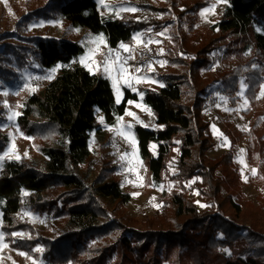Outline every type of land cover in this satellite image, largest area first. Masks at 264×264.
Returning <instances> with one entry per match:
<instances>
[{"label":"trees","instance_id":"1","mask_svg":"<svg viewBox=\"0 0 264 264\" xmlns=\"http://www.w3.org/2000/svg\"><path fill=\"white\" fill-rule=\"evenodd\" d=\"M165 2L169 7H151L163 12L161 17L137 19L131 14L118 18L104 13L96 0H46L26 17L61 16L72 27L103 34L111 48L119 42L131 43L137 31L167 29L171 40L163 45L162 57L171 71L157 74L163 87L139 89L157 126L135 124L133 131L148 181L162 182L173 162L176 171L170 179L177 182L179 190L165 193L162 210L143 220L125 213L130 195L110 178L115 169L110 160L99 157L92 178L82 170L91 155L90 133L100 129L97 112L106 125H114L128 101L136 100L137 95L125 89L121 103L116 104L110 80L90 74L78 63L84 47L76 40L31 35L24 38L26 43L14 44L6 40L8 35L0 36L2 80H11L18 70L34 65L43 69L63 65L46 86L27 98L17 118L19 128L39 143L38 150L46 160L40 166L27 159L0 162V229L11 248L36 255L32 249L41 244L43 258L50 264H264V234L235 218L241 208L233 200L240 185L233 154L206 156L214 141L208 132L210 122L203 117L204 83L209 79L202 74L211 63L216 43L224 40L228 51L237 52L243 62L218 73L226 94L234 95L239 77L244 76L246 96L251 108L257 109L254 116L264 112V97L256 98L264 72V0H228L218 21L198 32L197 13L208 1ZM257 25L262 26L260 31ZM246 50L248 54L242 55ZM231 135L232 143L252 137L247 152L250 163L252 156L262 155L264 141L255 130H237ZM8 141L0 132V154ZM153 143L155 150L151 149ZM174 149L178 156L173 161ZM218 169L221 175L216 174ZM195 177L199 180L193 188L213 209L200 212L194 203L184 183ZM23 206L63 219L65 228L54 238L44 236L18 219ZM26 229L31 239L11 236Z\"/></svg>","mask_w":264,"mask_h":264},{"label":"rangeland","instance_id":"2","mask_svg":"<svg viewBox=\"0 0 264 264\" xmlns=\"http://www.w3.org/2000/svg\"><path fill=\"white\" fill-rule=\"evenodd\" d=\"M165 1L166 0H104V2L107 4L115 5L123 3L124 6L136 7L138 9L136 12H122L120 16H116L115 10L110 11L109 9L104 8L98 2V0H96L99 7L103 9L104 13L113 15L118 18L121 17L123 14H131L137 19H145V17L147 16L161 17L163 15V12H155L151 10V7H169V5ZM206 1H208V5L205 7H211L212 4H216V7L214 9V12L206 14V19L204 17H201L200 15V12L205 7L201 8L198 11V22L195 25L197 32L202 31L203 27H208L218 21L225 8L229 5L228 2L223 3L221 2V0ZM45 2L46 0H7V4H5L4 0H0V36L8 35L6 40L14 44L26 43L24 41V38L31 35L57 38L66 37L68 39L76 40L81 43L84 47V53L81 56H87L88 49L90 47H94V45L91 44L89 37L97 36L100 34H92L91 32L85 29L72 27L61 16L53 17L49 15L45 18L41 15H31V19L27 20L26 17L29 16V12H32L34 9L43 6ZM39 14L42 13L39 12ZM261 27V25H257L256 28L260 31ZM76 29H79V31H76ZM148 29L151 28H147L143 31L137 32L146 33L147 36L159 39L162 41V44L150 45V48H152L153 51L150 53H145L144 60L146 61L148 59H151L153 61H165L162 57V54L158 53L161 47L164 49L163 45L165 44V42L168 41L169 35L168 33L166 36H157L156 34L163 32L166 28L160 31L152 30L151 32H147ZM117 48L118 47L112 49ZM248 52L249 51L246 50L242 52V55H246V53ZM81 56H79L77 59L78 63ZM95 58L97 60H100L102 59V56L97 55ZM210 58L211 63L209 67L202 69L203 76L209 79L207 83H204V96L206 97V105L203 110V117L206 121L210 122L208 132L210 133L214 141L213 146L206 151V156L210 158H215L217 156H220L224 152H231L233 154V167L240 180L238 195H234L233 200L235 201V203H239L241 208V212L236 215L235 218L238 222H241L243 225L254 226L264 234V147L262 155L258 158L252 156L253 163H250L248 161L249 158L247 152L251 147L252 137L244 136L236 143H232L231 141L232 133L233 135L236 134L237 130L250 132L251 129L255 130L257 132V135L260 136V138L264 141V112L259 117H255L254 112L257 109L251 108L250 102L246 109H241L238 112L225 111V107L229 109H237L239 107V103H242V98L237 96V92L239 91L240 81L244 80V76L239 77L238 90L234 93V95L230 96L226 94L224 90L226 88L225 83L223 82V78L218 73L223 71L224 69L232 68L238 62H240L241 64H243V62L238 58L237 52L235 53L234 51H228V44L224 40L216 43L214 50L210 54ZM141 62L143 61H140L138 59L137 61H133L131 63ZM62 67L57 70L54 77L59 73V70ZM153 67L155 69V72L149 73L148 75L151 76L152 79L159 81V83L142 82L140 84H136L134 85L137 88L136 92H133L126 85L121 87V100L125 89H128L130 90V92H133L137 95V99L133 100L132 104L127 103L125 112L123 115H121L123 117L122 123L130 122L133 126L135 124H141L135 121L133 117L127 116L125 114L126 111H131L136 113V115L139 116L140 120L143 121L141 125H147V127L157 126L155 124L154 115L144 105L139 95V89L142 87L157 88L158 86L163 84V82L159 80L157 74L168 73L171 71V67L167 63L163 65H161L160 63H154ZM52 68L43 69L41 67H37V65H34V68L32 69L18 70L17 77L11 80L0 79V132L2 134H6L9 138V141L4 151L0 155H3L4 152L9 151V149H12L14 145L15 148L10 154L13 156L19 155L20 157V159L18 160L14 158L9 159L5 157L3 161L7 160L11 162H16L20 161L21 159H27L33 164L40 166L46 160L44 155L38 150L37 146L39 145V143L38 145L36 144V142L34 143L32 136L25 134L19 128L17 124V118L21 115L27 98L32 94L27 89H23V85L26 82H29V77L44 76L48 74ZM100 75L106 77L103 74ZM50 81L51 80H33L31 81V84L33 87H36L37 90H40L44 86H46ZM110 82L112 85L111 80ZM262 84H264V72L259 86H261ZM113 91L116 100V91L114 88ZM5 92H7L8 95H4ZM260 92L261 87H259L257 96H259ZM217 93H219V95H217ZM220 96L228 98L226 104L220 100ZM5 101H7V107L5 106ZM137 104H140L141 107L138 108L136 106ZM217 104H220L221 107H217ZM248 109H251V111L246 112ZM11 112H18L20 113V115L10 121L7 119V117L11 114ZM100 117H102V115L97 112V125L99 126V128L101 124H104L100 122ZM253 122L255 123L254 126ZM213 124L216 126L215 132L212 128ZM99 131L101 132V128L91 132L89 141L91 155L86 160L85 164L82 166L83 172L87 174L90 178H92L95 174V168L97 166L99 157H105L106 159L111 161L115 168L114 171L110 173V178L118 181L121 189L130 195L129 202L126 203L124 206L125 213H127V215L129 216L137 218L138 220H143L144 218H151L157 213H159L164 206L163 197L165 193H170L173 189L179 190L177 182L175 180L170 179V175H172L176 171L173 162L171 163V167H169L168 169L169 175H166L165 179L156 185L148 181L146 177V167L143 164V161L140 160L141 158L138 157V159L140 160V165H142V167L138 166L137 171L144 178L143 181H140L137 179L136 173H129L125 171V161H121L119 158L113 160L112 156H110V154L108 153L107 146L110 145V149L114 146L112 144H109L111 143V136L109 135L110 133L104 131L102 132L103 135L100 136L101 133ZM221 133L223 135H221ZM223 136H226L228 138V143L226 145L223 143ZM25 137H31L32 139H27ZM116 144L120 145L121 148H124L125 151L131 152V148L122 139L117 140ZM153 144H151L152 150ZM240 149L245 150L243 154L240 153ZM25 152H27V156L24 155ZM177 156L178 150L174 149L172 153L173 161ZM240 160H243L244 163H241ZM245 161L247 162L245 163ZM244 166H246V170L244 169ZM241 169H244L243 175L248 177L247 182H245L241 175ZM252 169L257 170V174L255 176L252 175ZM216 174L221 175L220 169L216 171ZM197 178L198 177H195L192 180L185 182L184 184L189 189L190 195H192L194 203L196 204L200 212L211 210L213 209L212 204L210 202H206L198 191V189L193 188L192 186L193 180H199ZM197 192H199L198 195L196 194ZM132 193H139V195L134 196L132 195ZM226 194V190L223 188L222 195L225 196ZM197 201H199V204L197 203ZM201 204L209 206L201 207ZM25 212H29L32 215H23ZM232 215L235 216L234 212H231V216ZM22 216L23 218H21ZM17 217L20 221L30 224L35 231L42 232L44 236H48L50 238H54L59 231H62L65 228L66 223L63 219L59 220L57 218H52L46 213L33 212L26 206H23L21 208V210L17 214ZM34 218H37L36 222H33ZM40 221H43V223H41ZM1 224L2 214L0 211V227ZM137 226L139 227L140 223L137 224ZM14 232H23L27 233L28 235H31L29 229L17 230ZM36 234L37 233H35V235ZM4 242L9 244L7 240H5ZM37 245L42 246L44 248V246L41 244ZM37 245H35L33 249ZM19 252L25 251H17L11 248L10 245L8 248L0 250V264H5L9 262H15V264H32L31 260L19 255ZM31 256L38 261V264H50L43 258V253H36V255Z\"/></svg>","mask_w":264,"mask_h":264},{"label":"snow or ice","instance_id":"3","mask_svg":"<svg viewBox=\"0 0 264 264\" xmlns=\"http://www.w3.org/2000/svg\"><path fill=\"white\" fill-rule=\"evenodd\" d=\"M5 4H7V0H4ZM98 2L104 7L109 9L110 11L115 10V15L120 16L122 12H136L138 9L136 7H130V6H124L123 3L121 4H107L104 2V0H98ZM223 3H227L228 0H221ZM216 7V4H212L211 7H205L200 12L201 17H204L205 19L206 14L210 12H214V9ZM76 31H79V29H76ZM152 29H148L147 32H151ZM259 31V29H258ZM157 36H166L167 35V29H165L161 33H157ZM169 40H171L170 37H168ZM89 40L94 47H90L88 49V55L87 56H81L79 63H81L84 68L90 73V74H103L106 76V78L110 79L112 81V87L116 91V104L121 103V87L126 85L129 87L133 92L137 91V88L134 86L136 84H140L142 82H151V83H159V81L152 79L151 76H149V73H154L155 69L153 67L154 63H160L161 65L166 64L167 61H153L151 59L144 60L145 53L152 52V48H150V45L152 44H162V41L159 39H155L154 37L147 36L146 33L137 32L134 33L131 37V43H125V42H119L117 49H112L110 46L107 45V42L105 40V37L100 34L97 36H90ZM164 49L161 47L158 54H163ZM248 54V53H246ZM97 55L102 56V59L97 60L95 57ZM143 61L141 63H131L133 61L137 60ZM63 65L57 64L55 67L51 69V71L44 75V76H35V77H29V82H26L23 85V89H27L30 93H34L37 88L33 87L31 84V81H41V80H52L54 78L55 73L57 70L62 67ZM39 67V65H37ZM163 87L164 85H160ZM261 92L259 93V96L256 98L259 99L260 97H264V84L261 86ZM248 88V84L245 83L244 80L240 81L239 84V91L237 92V96L242 98V103H239V107L237 109H229L225 107V111H240L241 109H246V107L249 105V100L246 97L245 93ZM22 89V90H23ZM19 94V93H17ZM4 95H8L7 92L4 93ZM141 99L143 98V92L139 93ZM219 95V93H217ZM221 101H223L225 104L227 103V97L220 96L219 97ZM5 106L7 107V101L4 102ZM129 104H132L133 101L129 100ZM22 106V105H21ZM138 108L141 107L140 104L136 105ZM217 107H221L220 104L216 105ZM127 116L133 117V119L139 123H143V121L140 120L139 116L136 115V113L131 111H126L125 113ZM20 113L18 112H11L10 115H8V120H13L15 117L19 116ZM122 116L116 117V125H114L112 128H109V131H114L116 136L120 137L130 148L131 152L125 151L121 154L120 160L125 161L126 167L125 171L129 173H136L137 179L140 181H143V176L140 175V173L137 171V167L140 165V160L137 156V140L135 137V134L132 131L133 125L130 122H124ZM100 122L104 123V118L100 117ZM147 127V125H145ZM213 131H216V126L212 125ZM221 135H223L221 133ZM27 139H32L31 137H25ZM179 143V141H177ZM223 143L226 145L228 143V138L226 136H223ZM15 146L13 145L12 149H9V151H6L3 153V155H0V161H3L5 157L9 159H20L19 155L13 156L10 153L14 150ZM153 150H155L156 145H152ZM244 149H240V153H244ZM25 156H27V152L24 153ZM241 163H244L243 160H240ZM169 167H171V163L169 164ZM244 169H241V175L245 182H247L248 177L243 175ZM174 174V173H173ZM257 170L252 169V175H256ZM199 179V178H197ZM195 180L192 181L194 183ZM154 186V185H153ZM190 186V185H188ZM163 190V189H161ZM197 195L199 192L196 193ZM27 195V193H25ZM132 195L136 196L139 195V193H132ZM154 199V198H153ZM199 204V201H197ZM201 207H207L209 205H200ZM23 215L30 216L32 215L29 212H25ZM23 218V216L21 217ZM37 218L33 219V222H36ZM43 223V221H40ZM12 237H20L28 239H31L32 237L28 235L27 233L23 232H13L11 233ZM5 236L3 232H0V250L6 249L9 247V244L5 243ZM14 242V241H13ZM35 253H43L44 248L42 246L37 245L34 249H32ZM222 251L227 252L230 254L229 250L223 249ZM21 256H24L26 259H29L32 261V264H38V261L34 259L29 253L26 252H19L18 253ZM15 264V262H13Z\"/></svg>","mask_w":264,"mask_h":264},{"label":"crops","instance_id":"4","mask_svg":"<svg viewBox=\"0 0 264 264\" xmlns=\"http://www.w3.org/2000/svg\"><path fill=\"white\" fill-rule=\"evenodd\" d=\"M158 87H160V86H158ZM157 87V88H158ZM104 125V126H103ZM114 125H116V123L114 124ZM114 125H106L105 123L104 124H101L100 125V128H101V134H100V136L101 135H103L102 134V132H104V131H106L107 133H110L109 135L111 136V143H109V144H112V145H114L111 149H110V145H107L108 146V153L110 154V156H112V158H113V160H116L117 158H119L120 159V156H121V154L125 151V149L124 148H121L120 147V145H117L116 144V142H117V140H119V139H121L120 137H118V136H116V134H115V132L114 131H109V128H112ZM141 125V124H140ZM143 126H145V125H143ZM106 127V128H105ZM132 131H133V128H132ZM133 133H134V131H133ZM90 135H91V133H90ZM99 135V134H98ZM137 140V139H136ZM117 147V148H116ZM118 149V150H117ZM136 150H137V156L138 157H140L139 156V149H138V143H137V146H136ZM109 156V155H108ZM109 156V157H110ZM111 158V157H110ZM111 158V159H112ZM141 160V159H140ZM247 161H245V163H246ZM248 164V163H247ZM244 169L246 170V166H244Z\"/></svg>","mask_w":264,"mask_h":264}]
</instances>
